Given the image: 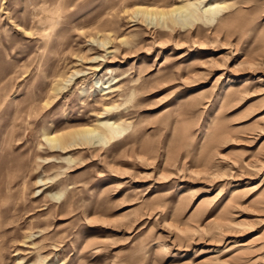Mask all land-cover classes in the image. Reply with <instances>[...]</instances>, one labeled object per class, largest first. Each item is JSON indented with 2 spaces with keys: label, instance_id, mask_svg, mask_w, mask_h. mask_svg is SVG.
Wrapping results in <instances>:
<instances>
[{
  "label": "rangeland",
  "instance_id": "1",
  "mask_svg": "<svg viewBox=\"0 0 264 264\" xmlns=\"http://www.w3.org/2000/svg\"><path fill=\"white\" fill-rule=\"evenodd\" d=\"M56 1L0 0L4 264H264V0H61L45 40ZM102 120L123 132L42 159L45 132Z\"/></svg>",
  "mask_w": 264,
  "mask_h": 264
},
{
  "label": "bare ground",
  "instance_id": "2",
  "mask_svg": "<svg viewBox=\"0 0 264 264\" xmlns=\"http://www.w3.org/2000/svg\"><path fill=\"white\" fill-rule=\"evenodd\" d=\"M221 5L222 4H220L218 2L210 4V6L203 11V13H200L199 11H195V12L187 11V13L184 14V17H185L184 22H193V21H196V20L202 19V18H204L206 21L212 22L213 20H216V14L219 12ZM178 8H179V6H172L169 8L157 7L156 10H152L151 7L137 5L134 7V11H135V13L137 12L139 14H142V15L148 16V17H150L152 14L154 17L157 15L162 20L161 24L166 26L168 19H169V15H171V13L178 10ZM40 9H41V11L46 12V15L40 16L36 22L38 25V29L41 30L40 34L44 37L43 39L46 40V39H49L51 37L52 32L50 33V30H51L52 26L56 25V24L58 25L61 22V18H62L61 0H57L51 6H46L44 3H42V5H40ZM106 42L107 41L105 39H100L101 45L105 44ZM71 75H72V73H70L68 76H71ZM113 79L114 78H112V80ZM99 80H100L99 78L96 79V82H98ZM112 80L103 81L104 83L107 82L108 84L103 85L102 87L99 88V91L101 92L100 94H103L104 88H109L112 86V84H114V83H111ZM101 96H103V95H101ZM44 104H46V103H44ZM31 109H32V102L27 103L23 107H16L11 112V114H9V118H11V115L13 114V119H11L8 122V128L13 129V127L15 125H17V123H18L17 119L18 118H16V117L19 116L21 113L25 114V119H23V121L25 123H27L28 116L30 115ZM100 123H101L100 124L101 126L96 127V128L94 126L82 125L80 127L71 128V129L64 130V131L55 130L51 133L45 132L43 138H44L45 144L47 145V147H46L47 151L49 149H51V151H54V150L61 151V150L72 148L73 146H75L79 143V142H77V139H80L81 143L87 142L88 141L87 139H89L90 142H92L93 136H98L96 141H99V142L101 141V142L106 143V142L113 140L114 138H116L117 136H119L123 132L122 128L115 121L102 120ZM39 135H40V133H39ZM51 151H48V154H46L44 157H42V159L47 160L49 157L54 156L53 152H51ZM58 155L61 156L60 153ZM58 155H56L54 157L57 158ZM65 160H66V162L69 163L71 160H73V158L71 159L69 157V158H65ZM69 167H70V165H67V164L63 165L64 170H66ZM55 176H56V174H54V176L52 178H54ZM36 182H40V185H46V182L44 181L43 178H40L39 180L34 181V183H36ZM16 187H17V182L12 180V179H10V181L5 184V188L3 191L4 193L2 192V188L0 187V238H1L0 239V264H4L1 249L8 240H14L15 239L14 231L16 228V222H14L15 217L13 215V211L15 210L16 205L13 203L10 206H4V204H3V198L4 197L3 196L6 194V195H8L7 197L14 198L15 194H16L15 193ZM63 192H62V194H63ZM69 205L70 204L59 205L58 209L62 210L63 207H67ZM7 215L9 216L8 219H7ZM40 228H41V230H43V234H44L46 232L45 230H48L49 224L44 223L43 226H41ZM5 233H10V234L6 237V239H3V236H5ZM12 242L13 243L11 245L16 247V244L14 243V241H12ZM37 257L38 258L41 257L40 253L37 254ZM32 264H34V263H32Z\"/></svg>",
  "mask_w": 264,
  "mask_h": 264
}]
</instances>
